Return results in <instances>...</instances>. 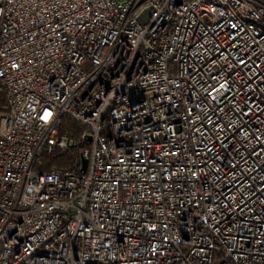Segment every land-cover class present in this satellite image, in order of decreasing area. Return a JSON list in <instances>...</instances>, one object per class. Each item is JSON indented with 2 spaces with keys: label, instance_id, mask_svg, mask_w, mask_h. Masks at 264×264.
<instances>
[{
  "label": "built area",
  "instance_id": "built-area-1",
  "mask_svg": "<svg viewBox=\"0 0 264 264\" xmlns=\"http://www.w3.org/2000/svg\"><path fill=\"white\" fill-rule=\"evenodd\" d=\"M0 264H264V0H0Z\"/></svg>",
  "mask_w": 264,
  "mask_h": 264
},
{
  "label": "trees",
  "instance_id": "trees-1",
  "mask_svg": "<svg viewBox=\"0 0 264 264\" xmlns=\"http://www.w3.org/2000/svg\"><path fill=\"white\" fill-rule=\"evenodd\" d=\"M56 164L59 167H65L66 166V162L64 160H61V159H57Z\"/></svg>",
  "mask_w": 264,
  "mask_h": 264
},
{
  "label": "rangeland",
  "instance_id": "rangeland-1",
  "mask_svg": "<svg viewBox=\"0 0 264 264\" xmlns=\"http://www.w3.org/2000/svg\"><path fill=\"white\" fill-rule=\"evenodd\" d=\"M61 160H63V159H61ZM56 161H57V159H56ZM56 163V162H55Z\"/></svg>",
  "mask_w": 264,
  "mask_h": 264
},
{
  "label": "water",
  "instance_id": "water-1",
  "mask_svg": "<svg viewBox=\"0 0 264 264\" xmlns=\"http://www.w3.org/2000/svg\"><path fill=\"white\" fill-rule=\"evenodd\" d=\"M84 167H85V162H84Z\"/></svg>",
  "mask_w": 264,
  "mask_h": 264
}]
</instances>
